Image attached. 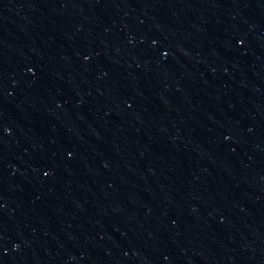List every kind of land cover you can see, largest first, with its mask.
Listing matches in <instances>:
<instances>
[{
	"label": "water",
	"instance_id": "1",
	"mask_svg": "<svg viewBox=\"0 0 264 264\" xmlns=\"http://www.w3.org/2000/svg\"><path fill=\"white\" fill-rule=\"evenodd\" d=\"M107 264H264V0H0Z\"/></svg>",
	"mask_w": 264,
	"mask_h": 264
}]
</instances>
